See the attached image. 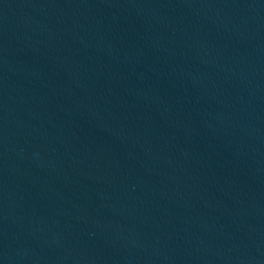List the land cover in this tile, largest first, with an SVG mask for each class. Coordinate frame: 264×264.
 <instances>
[{
    "label": "water",
    "instance_id": "obj_1",
    "mask_svg": "<svg viewBox=\"0 0 264 264\" xmlns=\"http://www.w3.org/2000/svg\"><path fill=\"white\" fill-rule=\"evenodd\" d=\"M0 264H264V0H0Z\"/></svg>",
    "mask_w": 264,
    "mask_h": 264
}]
</instances>
